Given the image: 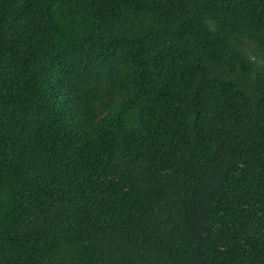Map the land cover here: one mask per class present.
<instances>
[{
	"label": "trees",
	"instance_id": "trees-1",
	"mask_svg": "<svg viewBox=\"0 0 264 264\" xmlns=\"http://www.w3.org/2000/svg\"><path fill=\"white\" fill-rule=\"evenodd\" d=\"M0 264H264V0H0Z\"/></svg>",
	"mask_w": 264,
	"mask_h": 264
}]
</instances>
